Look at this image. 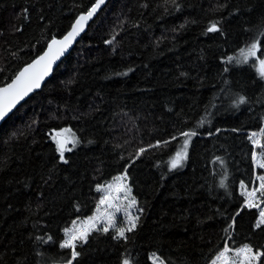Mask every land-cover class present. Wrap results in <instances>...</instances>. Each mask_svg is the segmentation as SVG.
<instances>
[{
  "label": "trees",
  "instance_id": "trees-1",
  "mask_svg": "<svg viewBox=\"0 0 264 264\" xmlns=\"http://www.w3.org/2000/svg\"><path fill=\"white\" fill-rule=\"evenodd\" d=\"M94 1L0 0V87ZM261 33L264 0H108L0 125V264H17L51 231L48 249L63 256L51 262L66 264L64 229L93 215L97 185L125 173L142 210L137 227L120 239L92 231L73 264H210L225 241L264 251V226L241 193L262 173L249 140L264 128ZM258 37L257 57L236 63ZM193 131L186 159L170 169L180 133ZM57 135L78 141L67 163Z\"/></svg>",
  "mask_w": 264,
  "mask_h": 264
},
{
  "label": "snow or ice",
  "instance_id": "snow-or-ice-1",
  "mask_svg": "<svg viewBox=\"0 0 264 264\" xmlns=\"http://www.w3.org/2000/svg\"><path fill=\"white\" fill-rule=\"evenodd\" d=\"M103 2L104 0H95V3L88 8L86 14L80 15L76 19L71 30L62 39L53 38L48 44L47 51H45L43 55L39 56L31 64L23 68L11 83L4 87H0V118H4L5 115L20 100L32 92L33 89H37L41 86V81L51 72L53 63L63 55L75 37L83 31L84 24L93 16ZM207 30L209 32H215L218 31V28L217 25L213 23ZM260 35L264 36V33H261ZM258 51H260L259 37L246 49H241L240 58H236L235 62L248 63L250 58L257 57ZM233 59V57H228V62L231 63ZM257 64H254V66L257 67V72L260 78L264 79V59H258ZM225 71H227V68ZM244 102L245 98L243 96L239 97L237 103ZM196 134L197 133L194 131L180 133L181 136L185 137L183 147L180 151H177L175 156L171 159L170 169H175L182 165L183 161L186 159L190 138ZM261 136H264V128H261L258 133H251L249 140L253 145V164L256 168L264 169V143L261 142ZM171 139L175 140L176 137L173 136ZM70 143L75 147L78 141L74 137L69 139L67 136L63 135H61L60 138L55 139L56 151L59 153L60 160L65 163H67L64 159L65 152L72 150L68 147V144ZM163 143L166 144L168 141ZM158 146H160V142H157L156 145H150L149 147ZM256 148L261 149L259 154L256 152ZM144 151H146V149L141 148L137 155L142 154ZM256 180L259 181V187H253L251 191H248L247 186L242 181L241 188L244 189V192H242V194L245 195L244 206L258 209L259 217L255 227L260 228L264 225V174H257ZM126 181L127 175L125 173L116 176L113 183H110L107 186L97 185L96 190L102 193V195L96 205V213L83 221L74 220L71 228L64 229L65 238L60 243V248L71 250V258L67 260L66 264H73L77 259L79 256V252L76 251L78 243L86 242L92 231L102 230L107 233L110 229H113L116 233L113 238L120 239L125 238L126 232L130 233L135 230L140 218L136 213L142 210L136 208V199L131 195V187ZM221 186H223V182ZM121 193L123 194L122 196ZM123 201H127V203L121 207ZM101 206L104 207L103 211H101ZM117 212H123L125 216L123 222L124 226L117 227ZM233 220H235V218H233ZM98 224H101L102 227L97 228ZM229 227L231 228L232 225H229ZM225 231H228V229H225ZM51 239L52 238L49 236L48 241ZM262 258H264V251L256 250L254 252L253 248L248 245L233 250L230 243L225 241L223 249L218 251L215 259L212 260V264H264V259ZM123 264H130V260L125 258Z\"/></svg>",
  "mask_w": 264,
  "mask_h": 264
},
{
  "label": "rangeland",
  "instance_id": "rangeland-1",
  "mask_svg": "<svg viewBox=\"0 0 264 264\" xmlns=\"http://www.w3.org/2000/svg\"><path fill=\"white\" fill-rule=\"evenodd\" d=\"M258 66V64H257ZM258 149L259 148H256V152L259 154L260 151L258 152ZM254 165V164H253ZM255 167V165H254ZM255 169L258 171V170H262V173L261 174H264V169H259V168H256ZM257 175V174H256ZM256 175H255V178H254V182L250 188V190L248 191H251V189L253 187H259V181L256 180ZM114 180L110 181L109 183L105 184L104 186H107L108 184L110 183H113ZM244 192V190L241 191V193ZM100 193V192H99ZM102 193H100V197H101ZM123 194L121 193V196ZM243 195V194H242ZM244 197V200H245V195H243ZM100 199V198H99ZM127 203V201H123L121 203V207H123L125 204ZM246 207V206H245ZM248 208V207H247ZM256 210L257 212V220H258V217H259V212H258V209L256 208H253ZM97 210V209H96ZM96 210L94 211L93 215L96 213ZM104 210V207L101 206V211ZM138 214V213H136ZM92 215V216H93ZM116 225L117 227H121V226H124V220H125V216L123 214V212H117L116 213ZM83 221V220H82ZM73 225H71L69 228H71ZM264 226V225H262ZM102 225L101 224H98L97 225V228H101ZM111 230V229H110ZM113 230V229H112ZM51 237L52 239L50 241H48V237ZM64 231H63V239H64ZM44 241H47V242H43L37 249L35 250H31L29 251L28 253H26V255L23 257V259L21 261H19L17 264H59V263H55V262H51V261H59L63 258V256L61 255H58V254H55L53 252H51L49 249H48V245L49 244H55L56 243V233L51 231L48 236L45 238ZM59 247H60V244H59ZM44 256L46 257H49V259H44ZM215 259V258H214ZM150 261L152 264H162L159 259L155 256H150ZM212 264V262L210 263Z\"/></svg>",
  "mask_w": 264,
  "mask_h": 264
},
{
  "label": "water",
  "instance_id": "water-1",
  "mask_svg": "<svg viewBox=\"0 0 264 264\" xmlns=\"http://www.w3.org/2000/svg\"><path fill=\"white\" fill-rule=\"evenodd\" d=\"M108 0H104V2L100 5V7L96 10V12L93 14V16L84 24V28H83V31H81L80 33H79V35H77L76 37H75V39L73 40V42L69 45V47L67 48V50L63 53V55H61L60 57H59V59H57L54 63H53V65H52V70H51V72L41 81V86L39 87V88H37V89H33V91L32 92H30L27 96H25L22 100H20L6 115H5V117L4 118H0V125L23 103V102H25L32 94H34L35 92H37L41 87H42V85L51 77V75H52V73H53V71H54V69L57 67V65L60 63V61L63 59V58H65L70 52H71V50L73 49V47H74V45L76 44V42L80 39V37L86 32V30H87V27L89 26V24L95 19V17L97 16V14L101 11V9L104 7V5L106 4V2H107ZM94 3H95V1H94ZM87 12V11H86ZM86 12L85 13H82V14H86ZM82 14H80V15H82ZM79 15V16H80ZM79 16H77L75 19H74V21L72 22V24H71V26H70V28L68 29V31L62 36V37H60V38H57V39H62L70 30H71V27H72V25L75 23V21H76V19L79 17ZM51 41V40H50ZM49 41V42H50ZM49 42L46 44V46H45V48H44V50L41 52V54L40 55H38L34 60H36L39 56H41V55H43V53L45 52V51H47V48H48V44H49ZM34 60H32L30 63H28L27 65H25V66H23L17 73H16V75L23 69V68H25L26 66H28L29 64H31ZM16 75L12 78V80L13 79H15V77H16ZM12 80L9 82V83H11L12 82ZM9 83H7V84H9ZM7 84H5V85H3L2 87H4V86H6ZM60 136L61 135H57L56 136V138L55 139H58V138H60Z\"/></svg>",
  "mask_w": 264,
  "mask_h": 264
}]
</instances>
